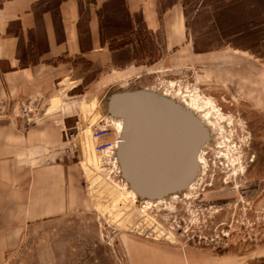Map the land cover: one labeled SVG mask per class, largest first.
<instances>
[{
    "label": "rangeland",
    "instance_id": "rangeland-1",
    "mask_svg": "<svg viewBox=\"0 0 264 264\" xmlns=\"http://www.w3.org/2000/svg\"><path fill=\"white\" fill-rule=\"evenodd\" d=\"M123 5L105 7L102 20L113 47H131L121 62L130 54L136 66L92 78L47 117L69 127L64 152L83 156L85 206L32 220L20 242L4 247L22 212L0 210V264H264V107L248 89L259 80L264 96V0H157L159 14H182L188 41L160 66L149 62L166 37L144 31L139 16L131 30ZM140 89L176 100L212 135L191 188L158 202L140 200L102 152L123 130L122 119L106 115L108 99ZM7 103L0 98V123L41 121L42 108L25 104L28 119Z\"/></svg>",
    "mask_w": 264,
    "mask_h": 264
},
{
    "label": "crops",
    "instance_id": "crops-1",
    "mask_svg": "<svg viewBox=\"0 0 264 264\" xmlns=\"http://www.w3.org/2000/svg\"><path fill=\"white\" fill-rule=\"evenodd\" d=\"M114 1L89 0L83 6V0H0L2 108H11L8 101L42 108L39 122L0 123V210L22 212L18 233L6 232L3 247L6 242H20L24 226L32 220L85 206L80 187L86 172L83 156L79 151L64 152L63 132L69 127L47 117L59 99L78 97L92 78L136 66L130 54L126 63L121 62V53L127 54L130 46L113 47L105 32L102 12ZM122 1L131 26L139 16L144 31L152 36L162 31L166 37L150 65L160 66L188 42L180 12L159 14L157 0ZM194 53L203 56L209 52ZM257 83V88L250 85L248 89L254 103L264 107L259 80Z\"/></svg>",
    "mask_w": 264,
    "mask_h": 264
},
{
    "label": "water",
    "instance_id": "water-1",
    "mask_svg": "<svg viewBox=\"0 0 264 264\" xmlns=\"http://www.w3.org/2000/svg\"><path fill=\"white\" fill-rule=\"evenodd\" d=\"M105 110L123 120L117 162L140 200L163 201L191 188L201 151L212 138L196 114L147 89L114 93Z\"/></svg>",
    "mask_w": 264,
    "mask_h": 264
},
{
    "label": "built area",
    "instance_id": "built-area-1",
    "mask_svg": "<svg viewBox=\"0 0 264 264\" xmlns=\"http://www.w3.org/2000/svg\"><path fill=\"white\" fill-rule=\"evenodd\" d=\"M22 115L23 116H26L28 117V119H31L33 117V114L34 111L28 107H23L22 108ZM113 122H115L113 120ZM116 125L118 126V124L116 123ZM119 127V126H118ZM100 135H102L101 133H109V130L107 128L104 127V130H100ZM120 140H121V132H120V129H118V134H117V138L116 140L113 142V143H109L107 144L105 147V149H102V152L105 151L106 153H108V157L110 159V163H112L115 167L118 168V162H117V157H116V154H117V148H118V145L120 143Z\"/></svg>",
    "mask_w": 264,
    "mask_h": 264
},
{
    "label": "trees",
    "instance_id": "trees-1",
    "mask_svg": "<svg viewBox=\"0 0 264 264\" xmlns=\"http://www.w3.org/2000/svg\"><path fill=\"white\" fill-rule=\"evenodd\" d=\"M116 1V0H115Z\"/></svg>",
    "mask_w": 264,
    "mask_h": 264
}]
</instances>
